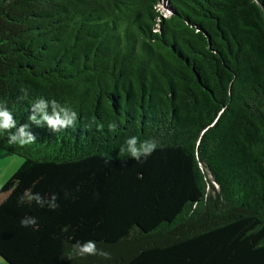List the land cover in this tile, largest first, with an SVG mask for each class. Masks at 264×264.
Here are the masks:
<instances>
[{
  "label": "trees",
  "instance_id": "16d2710c",
  "mask_svg": "<svg viewBox=\"0 0 264 264\" xmlns=\"http://www.w3.org/2000/svg\"><path fill=\"white\" fill-rule=\"evenodd\" d=\"M40 98L75 123L37 126ZM5 109L36 137L0 131L7 264H264V0H0Z\"/></svg>",
  "mask_w": 264,
  "mask_h": 264
},
{
  "label": "clouds",
  "instance_id": "9594fccd",
  "mask_svg": "<svg viewBox=\"0 0 264 264\" xmlns=\"http://www.w3.org/2000/svg\"><path fill=\"white\" fill-rule=\"evenodd\" d=\"M49 109L51 110L49 114ZM33 115L29 117V120L36 123L37 126H42L46 124L48 128L52 131H59L62 128H66L75 123L77 119V114L75 111L67 107L60 106L55 100L46 101L43 98L38 99L33 105ZM35 113H39V120ZM16 128V131L10 132L9 142L18 143L20 145H27L35 142L36 137L28 130L29 125L23 124L18 128L16 127V122L13 119L11 113L6 109L0 111V131H10L11 129ZM111 130L117 128V124L112 122L109 124ZM126 147L120 149L121 154L125 152L137 161H141V158H147L158 146V142L155 139L144 140L139 142L138 138L133 136L126 140ZM29 200H35L37 204H43L44 201L39 195H28ZM23 197L20 202H23ZM56 197L53 196L51 201H49V207L55 209L58 205L55 203ZM22 227L33 226L36 224L35 217H25L20 221ZM96 246L92 241L86 242L84 245L79 247V254H96ZM101 255L108 256L107 253H100Z\"/></svg>",
  "mask_w": 264,
  "mask_h": 264
},
{
  "label": "rangeland",
  "instance_id": "374dc122",
  "mask_svg": "<svg viewBox=\"0 0 264 264\" xmlns=\"http://www.w3.org/2000/svg\"><path fill=\"white\" fill-rule=\"evenodd\" d=\"M160 7L162 8V6ZM0 151L3 153V155H0V188H1V186L16 170L15 168H17L21 164L22 158L13 155L11 153H8L2 149H0ZM0 259L4 264H7V262L4 259H2L1 257Z\"/></svg>",
  "mask_w": 264,
  "mask_h": 264
},
{
  "label": "crops",
  "instance_id": "0c3cea01",
  "mask_svg": "<svg viewBox=\"0 0 264 264\" xmlns=\"http://www.w3.org/2000/svg\"><path fill=\"white\" fill-rule=\"evenodd\" d=\"M5 154V153H4ZM0 155H3V153L0 151ZM17 167V166H16ZM16 169V168H15ZM0 264H4L0 259Z\"/></svg>",
  "mask_w": 264,
  "mask_h": 264
}]
</instances>
